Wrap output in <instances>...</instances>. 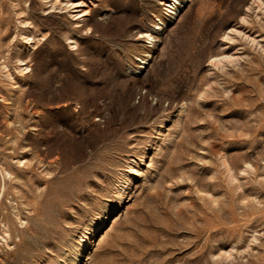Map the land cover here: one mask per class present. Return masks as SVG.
Returning <instances> with one entry per match:
<instances>
[{
    "label": "rangeland",
    "instance_id": "obj_1",
    "mask_svg": "<svg viewBox=\"0 0 264 264\" xmlns=\"http://www.w3.org/2000/svg\"><path fill=\"white\" fill-rule=\"evenodd\" d=\"M0 264H264V0H0Z\"/></svg>",
    "mask_w": 264,
    "mask_h": 264
}]
</instances>
